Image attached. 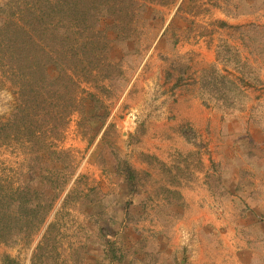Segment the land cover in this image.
I'll return each instance as SVG.
<instances>
[{"label": "rangeland", "instance_id": "1", "mask_svg": "<svg viewBox=\"0 0 264 264\" xmlns=\"http://www.w3.org/2000/svg\"><path fill=\"white\" fill-rule=\"evenodd\" d=\"M15 1L19 0H0V21L5 18L7 8L13 6ZM138 1L140 9L137 11V32L133 35L129 49L124 51L120 42H114L113 45V56L120 61L124 77L119 80V85L111 87L109 94H98L109 111L106 124L113 125L107 138L113 152L126 158L139 171L149 172L150 184L174 188V166L180 165L189 176L192 170L191 167L187 170L186 165L191 162L185 164L178 156L170 155L165 158L166 161L162 160L171 167V174H165L159 166H150L139 158L140 152H145L140 150L141 147L148 144L158 133L171 144L180 145L176 147L177 150H180L182 140L194 143L198 149L204 148L203 155L207 160V147L210 143L217 142L223 146L226 144L221 140L224 129L233 130L240 126L253 131L254 137L259 138L254 118H264V63L260 66V58L251 56L249 47L241 43L239 30L217 28L212 22L215 19H224L232 25L243 27L250 23L264 26V9L233 18L226 16L222 8L214 5L212 0H190L186 6L189 8L192 5L190 13L177 11L181 0H169L163 4ZM219 4L223 6L220 1ZM109 22L110 19L103 18L101 26L106 29ZM166 27L168 29L163 33ZM202 29L208 32L200 36L199 31ZM175 37H178V41L174 44ZM227 49L229 51H226ZM226 52L228 63L223 64L218 61L217 54L223 55ZM176 60H181L187 65L181 79L174 65ZM245 60L252 67L247 68L249 76L242 82L235 62ZM214 65L216 70L211 68ZM210 74H222L236 81L244 93L241 94L243 97L231 99L234 109L232 113H226L225 118L217 107L215 94L206 89L204 99L201 98L200 86L206 76V81L211 79ZM83 87L96 91L95 87L88 84H83ZM192 98L197 102L192 103ZM205 99L207 106L203 104ZM18 102V86L0 70L1 122L10 118ZM188 107L200 108V114L210 111L214 116L210 119L211 124L208 123L203 131L188 126L182 135L177 130L180 125L178 120L182 111ZM79 119L78 113L71 115L62 137L50 141L54 142V145H51L57 150L70 152L71 167L66 171V188L57 198L45 223L30 236L19 238L12 244L0 243V264H3L5 255L16 259L18 264H30L46 225L52 221L58 223L60 232L59 254L55 257L57 264H111L103 255L101 243L112 239L126 248L133 249L137 247L140 237L145 239L146 253L160 254L161 251V257L170 250L179 260L185 259L186 264H264V241L260 238L264 228L253 223L252 218L241 212L235 197L219 199V204L216 205L213 197H202L201 191L198 190L195 193L203 200L198 202V206L195 201L197 198L193 199L195 195H187L188 200L193 199L194 207L181 209L176 206L164 212L159 210V206L164 202V198L160 197L149 201L146 209L132 208L137 214L144 213V218L126 221L122 200L113 196L114 191L116 195V190L122 191V188L118 186V176L112 170L115 162L113 152L105 148L100 140L103 129L90 143V137L97 132L99 123L97 125L94 122L85 129H79ZM29 152L28 142L12 139L1 143L0 178L6 177L14 184L19 183L27 174L30 164ZM224 153L219 150L216 158L223 160ZM55 164L60 163L54 161L52 165ZM50 165V159L44 156L42 163L36 168L40 172H46ZM188 176L186 179L189 180ZM95 185L103 187L104 191L109 193L103 202L95 204V207L101 210L107 203L108 222L98 225L91 216L93 205L80 208L74 201L64 204L66 193L71 189L79 186L81 190H85ZM205 207L208 210H204ZM171 209L175 213L181 210L183 214L180 211L181 217L178 218ZM87 236H92L95 241L84 248L82 245L88 242ZM144 257V252L135 256L129 255L127 261L119 264H128L129 260L135 261L134 264H142L138 259Z\"/></svg>", "mask_w": 264, "mask_h": 264}, {"label": "trees", "instance_id": "2", "mask_svg": "<svg viewBox=\"0 0 264 264\" xmlns=\"http://www.w3.org/2000/svg\"><path fill=\"white\" fill-rule=\"evenodd\" d=\"M143 1L163 4L169 0ZM212 1L222 8L226 16L233 18L264 9V0ZM189 2L181 0L177 11L190 13L192 5L186 8ZM139 9L138 0H19L7 8L5 18L0 21V70L18 86L19 102L10 118L5 122L0 121V144L12 139L28 142L30 164L27 174L17 184L6 177L0 178V243L12 244L19 238L30 236L45 223L57 198L66 188V171L71 167L70 152L57 150L51 145L54 142L50 141L62 137L71 115L79 114V129H85L94 122L97 125L99 123L97 132L90 137L89 142L92 143L103 129L100 140L110 152L114 151L107 140L113 125L106 124L109 111L98 92L109 94L111 87L119 85V80L124 77L120 61L113 56V45L114 42H120L124 51L129 49L133 35L137 32ZM103 18L110 19L106 29L101 26ZM212 25L239 30L241 43L249 47L251 56L260 58V66L264 63V26L250 23L243 27L232 25L224 19H215ZM199 32L201 36L208 31L202 29ZM177 41L178 37H175L173 43ZM227 54H217L218 61L228 63ZM235 63L239 79L244 82L249 76L247 68L252 66L247 60ZM174 65L181 79L187 65L181 60H176ZM211 68L217 69L215 65ZM210 78L206 81V76L200 86L201 98L204 99L206 89L215 94L217 107L225 118V114L232 113L234 109L231 99L243 97L244 93L236 81L222 74L211 75ZM83 84L95 87L96 91L87 90ZM203 104L208 105L206 99ZM254 122L259 138L254 137L253 131L240 126L233 130H223L221 140L226 142L224 147L227 150H224L222 161L210 159L205 168L199 153H189L187 158H181L185 164L191 162L186 168L189 170L191 167L192 172L188 176L180 165H175V173L172 175V184L176 186L174 188L150 184L149 172L139 171L126 158L113 152L115 162L112 170L118 176V186L122 188V191L116 190V195L114 191L113 196L122 200L125 220L130 222L144 218V213L137 214L132 208L146 209L149 201L160 197L164 198L159 206L160 212L176 206L188 208L180 187L194 180L193 170L198 169L204 172V183L216 200V205L219 199L235 197L241 212L264 228V118H254ZM184 130L186 127L179 126L182 135ZM44 156L50 159L51 165L54 161L60 164L50 165L48 171L40 172L36 167L42 163ZM139 158L150 166H159L163 173L171 174V167L157 156L140 152ZM106 196L109 193L103 187L95 185L81 190L76 186L66 193L64 204L74 201L80 208L93 205L91 216L98 225L108 222L107 203L101 210L95 207ZM180 211L175 213L178 218L183 214ZM59 233L57 222L52 221L46 225L30 264H57L55 257L59 254ZM87 238L88 242L82 245L84 248L95 241L92 236ZM260 238L264 241V230ZM101 246L105 259L111 264L123 263L129 255L143 252L145 257L138 259L142 264H186L185 259L179 260L170 250L166 252L168 257L166 254L160 257L161 251L160 254L146 253L144 237L137 240V247L133 249L112 239L101 243ZM130 261L128 264L135 263ZM3 264H18V261L5 255Z\"/></svg>", "mask_w": 264, "mask_h": 264}, {"label": "crops", "instance_id": "3", "mask_svg": "<svg viewBox=\"0 0 264 264\" xmlns=\"http://www.w3.org/2000/svg\"><path fill=\"white\" fill-rule=\"evenodd\" d=\"M211 60V57H210ZM196 99L192 98V103H196ZM198 110V111H197ZM201 109H197V108H190L188 107V109H185L184 111H182V114L180 115V119L178 120L179 122V126H184V127H191V129L197 130L198 128L200 129V132L203 131L202 129L204 127H206L208 125V123H210V119H212V115L214 116V113L212 112H204L203 114H200ZM201 116H200V115ZM205 115V116H203ZM211 124V123H210ZM179 126L178 129L179 130ZM182 140V138H180ZM150 142L148 144H146L145 146H142L140 150L148 152L150 154H153L155 156H157L159 159L166 161L165 158H167L170 155L173 156H178L180 159L181 158H187L186 156H188L189 153H199L201 156V161L203 162V165L205 168L208 167L209 164V160L213 159V160H220L222 161L220 158H216L217 156V152L219 150L222 151H226L227 148L226 146L224 147L223 145L218 144L217 142L214 143H210L207 147V158L208 160L204 157V148L203 149H198V147L191 142H186L185 140L181 141V148L180 150H177V146L180 147V145H175V144H171V142L169 140H165L164 136H160L159 133L158 135H156V137H154V139H150ZM172 145V147H171ZM179 149V148H178ZM176 151V152H173ZM189 160V159H188ZM193 163H195V161H193ZM192 168L194 167V165H191ZM194 180L191 182L187 183H183L184 185H182V187H180V190L185 198L186 203L188 204V207H194L193 204V199H196V206H198V202L199 201H203L202 197L205 198H209L212 197L209 193V191L207 190V187L204 183V172L202 170H198V169H194ZM190 186H193L190 187ZM198 190L201 191V196H199L197 192ZM198 194V196H197ZM187 195H195V197H193V199L190 201L188 200L186 197ZM200 197V198H199ZM203 209V208H202ZM208 210L206 207L204 208V210ZM214 223V221H213Z\"/></svg>", "mask_w": 264, "mask_h": 264}]
</instances>
